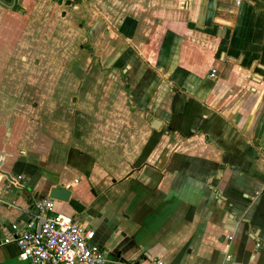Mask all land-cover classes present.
I'll return each mask as SVG.
<instances>
[{
	"label": "crops",
	"instance_id": "crops-1",
	"mask_svg": "<svg viewBox=\"0 0 264 264\" xmlns=\"http://www.w3.org/2000/svg\"><path fill=\"white\" fill-rule=\"evenodd\" d=\"M0 1V264L54 189L111 261L264 264V0Z\"/></svg>",
	"mask_w": 264,
	"mask_h": 264
},
{
	"label": "built area",
	"instance_id": "built-area-1",
	"mask_svg": "<svg viewBox=\"0 0 264 264\" xmlns=\"http://www.w3.org/2000/svg\"><path fill=\"white\" fill-rule=\"evenodd\" d=\"M4 243H15L20 261L29 264H169L158 258L148 263L109 260L97 242L96 230L57 213L50 196L32 197L28 220L25 224H13L12 233Z\"/></svg>",
	"mask_w": 264,
	"mask_h": 264
},
{
	"label": "water",
	"instance_id": "water-1",
	"mask_svg": "<svg viewBox=\"0 0 264 264\" xmlns=\"http://www.w3.org/2000/svg\"><path fill=\"white\" fill-rule=\"evenodd\" d=\"M1 2V1H0ZM16 2H17V0H14V4L11 6L12 8L15 6V4H16ZM222 24H226L225 22L223 23V22H221ZM161 126H162V124H161V122L160 121H155L154 123H153V128L154 129H156V130H159L160 128H161ZM52 199H54V198H57V199H66V197H65V195L62 193V192H60V191H58V190H56V189H54V191H53V194H52V196H50Z\"/></svg>",
	"mask_w": 264,
	"mask_h": 264
},
{
	"label": "trees",
	"instance_id": "trees-1",
	"mask_svg": "<svg viewBox=\"0 0 264 264\" xmlns=\"http://www.w3.org/2000/svg\"><path fill=\"white\" fill-rule=\"evenodd\" d=\"M126 82H128V78L126 75H123Z\"/></svg>",
	"mask_w": 264,
	"mask_h": 264
}]
</instances>
